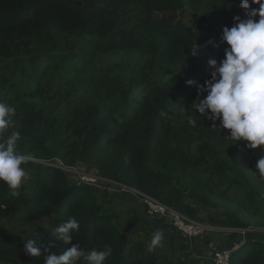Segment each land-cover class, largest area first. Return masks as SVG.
<instances>
[{"label": "trees", "instance_id": "trees-1", "mask_svg": "<svg viewBox=\"0 0 264 264\" xmlns=\"http://www.w3.org/2000/svg\"><path fill=\"white\" fill-rule=\"evenodd\" d=\"M240 3L0 0V102L16 110L3 136L18 131L17 153L95 169L190 218H198L197 205H212L219 210L207 220L213 226L253 228L247 216L264 213V179H250L242 167L257 171L256 158L264 153L197 113V88L186 84L210 79L208 61L219 62L227 47L220 35L213 38L218 47L209 44L194 56L198 40L184 22L186 12L199 15L202 24L215 21L222 34L233 17L245 18ZM28 81L33 85L19 93ZM34 168L18 196L0 182V264H44L51 251L73 244L86 253L111 247L105 264H202L148 251L131 239L132 223H141L135 213L100 201L93 186L73 184L58 167ZM208 193L235 206L219 208ZM23 213L50 217L22 236L5 222ZM71 217L80 227L65 245L51 232ZM237 236L243 238L234 233L232 240ZM29 239L37 241L40 257L24 251ZM230 264H264V240L237 242Z\"/></svg>", "mask_w": 264, "mask_h": 264}, {"label": "clouds", "instance_id": "clouds-1", "mask_svg": "<svg viewBox=\"0 0 264 264\" xmlns=\"http://www.w3.org/2000/svg\"><path fill=\"white\" fill-rule=\"evenodd\" d=\"M239 6L244 10L245 18L237 15L233 17V26L223 27L220 40L227 47L219 62L215 59L208 61L213 69L211 78L202 85L193 80H187L186 84L197 88L198 99L192 103L197 113L213 121V127L229 130L227 137L236 142L245 141L247 149H259L264 153V0H241ZM208 43L218 47L212 39ZM15 111L14 107L0 102V182L12 189L14 196H18L16 190L26 177L22 165L27 164L30 157L16 151V141L20 138L18 131L3 136L13 124ZM217 120L218 127L215 125ZM254 168L264 179V154L256 158ZM79 227V221L71 217L55 227L51 235L68 245ZM164 238L162 229L153 232L148 251L162 247ZM36 245L37 241L27 240L24 251L32 257H40L42 251ZM52 247L55 245L47 246L48 249ZM111 254V247L86 253L79 244H73L59 254L51 251L44 258V264H80L81 261L85 264H105Z\"/></svg>", "mask_w": 264, "mask_h": 264}, {"label": "rangeland", "instance_id": "rangeland-1", "mask_svg": "<svg viewBox=\"0 0 264 264\" xmlns=\"http://www.w3.org/2000/svg\"><path fill=\"white\" fill-rule=\"evenodd\" d=\"M232 25L234 23L233 20ZM184 22L186 25L190 26L194 29L197 40H198V47H207L209 45L208 41L210 39L213 40L214 37L220 36L221 33L216 30L215 28V21L208 20L207 23L202 24L200 22V16L193 13L192 11H187ZM130 78V77H129ZM33 83H27V85L21 84L19 93L25 91L27 87L30 88ZM44 165V166H58L60 168V164H52L49 162H43L40 160L29 159L27 164L22 165L26 171V177L23 182L28 181L31 179V176L34 171V165ZM61 169V168H60ZM243 171L250 179H259L260 176L258 172L255 170H250L247 167H242ZM63 170V169H62ZM66 173H69V177L73 184H81V178L79 174L85 173L89 175L98 176V173L95 169L87 168L84 165H78L76 168H69V171L63 170ZM82 184H87L82 182ZM92 184V183H91ZM96 190L95 194L98 196L100 201L108 200L112 201L117 210H121L123 212H132L135 213L141 219V223H132L130 227V235L133 241H143L145 245L148 247L150 240L152 238L153 232H155L156 228L152 227L151 220L146 221V211L141 203L136 199L133 198L129 194L121 193V192H110L108 190H104L102 186L98 187L97 185H92ZM264 195V193H263ZM208 197L210 201H212L215 205L220 207H234V203L230 201L229 198L221 199L215 198L211 193H208ZM196 208L199 210V215L197 219H193L200 224L213 226L212 224L208 223L207 220L210 218L211 215L216 213L219 210H215L212 205L208 208H204L200 205H197ZM50 215L47 213H43L41 215L30 217L28 214L23 213L17 217L16 220L12 222H5L8 229L12 232L25 236L29 231L38 225H47L49 221ZM249 218L250 225H253V228H249L252 231H248L246 235H242L241 233H237L241 235L236 237V240H232L231 235L234 234L232 232L223 231V232H210L206 233L203 237L188 239L187 237H181L179 233L177 234L176 230L172 227L168 220L162 219L163 223H165L164 228L162 229L164 232V241L162 247H157L155 250L161 253H166L167 255L171 256L174 260L179 258L183 259H192V260H199L202 264H212V257L218 250L222 248H235L237 246V242L246 241V240H264V213L259 216H247ZM258 226V227H255ZM219 227V226H217ZM223 228V227H220ZM173 229L176 231L174 232ZM255 233V234H254ZM189 240H196L197 244L203 245V250L197 251V249H192L190 245H188Z\"/></svg>", "mask_w": 264, "mask_h": 264}, {"label": "built area", "instance_id": "built-area-1", "mask_svg": "<svg viewBox=\"0 0 264 264\" xmlns=\"http://www.w3.org/2000/svg\"><path fill=\"white\" fill-rule=\"evenodd\" d=\"M201 49H203V47L196 46L193 55L195 56ZM60 168L69 171V168L62 165L60 166ZM79 175L81 181L87 183L88 185H97L98 187L102 186L104 190H108L110 192H121L131 195L141 203L146 211V215L149 218L168 220L172 227L177 230L180 235L185 236L188 239L203 237L206 233L210 232L228 231L246 235L248 231H252L251 229H232L203 225L135 188L128 187L119 182L102 178L97 175L94 176L85 173ZM233 253V248L224 247L221 250H218L212 257V264H230Z\"/></svg>", "mask_w": 264, "mask_h": 264}, {"label": "crops", "instance_id": "crops-1", "mask_svg": "<svg viewBox=\"0 0 264 264\" xmlns=\"http://www.w3.org/2000/svg\"><path fill=\"white\" fill-rule=\"evenodd\" d=\"M149 220H151V225H152V227H154V228H156V229H159V228H164L165 227V223H163V221H161L162 219H155V218H153V219H151V218H149L147 215H146V221H149ZM173 231L174 232H176L174 229H173ZM177 234H178V231L176 232ZM180 235V234H179ZM181 236V235H180ZM181 237H183V236H181ZM196 240H189V242H188V245H190V247L192 248V249H197V251H201V250H203V245H201V244H197L196 242H195Z\"/></svg>", "mask_w": 264, "mask_h": 264}]
</instances>
